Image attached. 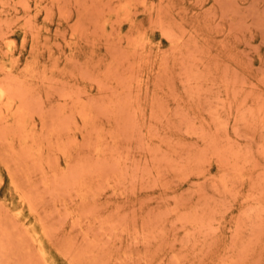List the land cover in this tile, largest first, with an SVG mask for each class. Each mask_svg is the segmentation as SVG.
Instances as JSON below:
<instances>
[{
  "label": "rangeland",
  "instance_id": "374dc122",
  "mask_svg": "<svg viewBox=\"0 0 264 264\" xmlns=\"http://www.w3.org/2000/svg\"><path fill=\"white\" fill-rule=\"evenodd\" d=\"M0 89V264H264V0H0Z\"/></svg>",
  "mask_w": 264,
  "mask_h": 264
},
{
  "label": "bare ground",
  "instance_id": "6f19581e",
  "mask_svg": "<svg viewBox=\"0 0 264 264\" xmlns=\"http://www.w3.org/2000/svg\"><path fill=\"white\" fill-rule=\"evenodd\" d=\"M13 45H14V44H13ZM7 47H8V46H7ZM8 48H9V47H8ZM12 51H13V49H12ZM9 53H10V52H9ZM2 91H3V89H2V90L0 89V98H2V95H5V94L2 93ZM4 92H6V91H4ZM2 99H3V98H2ZM6 99H7V97H6ZM1 101H2V100H1ZM1 101H0V102H1ZM12 181H13V180H12ZM13 184H15V183L13 182ZM24 199H25V197H24ZM21 203H22V202H21ZM26 203H28V202L26 201ZM9 204H10V203H9ZM28 204H29V203H28ZM28 204H27V205H28ZM22 205H23V204H22ZM27 205H26V206H27ZM30 206H31V205H30ZM20 209H21V208H20ZM28 209H29V207H28ZM16 211H18V210H16ZM21 211H22V210H21ZM30 211H31V210H30ZM14 212H15V211H14ZM21 213H22V212H21ZM21 213H20V215H21ZM19 217H20V216H19ZM16 218H17V216H16ZM39 219H40V218H39ZM33 221H34V220H33ZM32 223H33V222H32ZM29 226H30V224H29ZM42 226H44V225H42ZM25 227H28V226H25ZM29 228H30V227H29ZM42 230H43V227H42ZM42 230H41V231H42ZM45 231H46V230H45ZM45 231H42V233H45V235L47 236V234H46ZM35 236H36V234H35ZM46 238H47V237H46ZM48 239H49V238H48ZM33 242H34V239H33ZM41 244H42V243H41ZM40 246H41V245H39V247H40ZM37 247H38V246H37ZM42 248H43V247H42ZM39 249H40V248H38V250H39ZM41 251H42V249H41ZM41 251H39V252H41ZM43 254H44V253H43ZM45 255H46V254H45ZM42 256H43V255H42Z\"/></svg>",
  "mask_w": 264,
  "mask_h": 264
}]
</instances>
